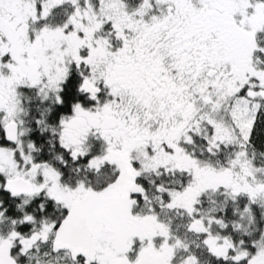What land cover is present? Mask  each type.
<instances>
[{
  "label": "snow or ice",
  "instance_id": "snow-or-ice-1",
  "mask_svg": "<svg viewBox=\"0 0 264 264\" xmlns=\"http://www.w3.org/2000/svg\"><path fill=\"white\" fill-rule=\"evenodd\" d=\"M0 264H264V0H0Z\"/></svg>",
  "mask_w": 264,
  "mask_h": 264
}]
</instances>
